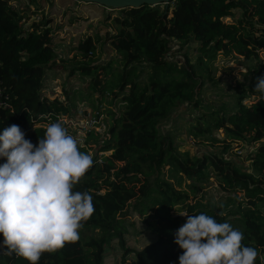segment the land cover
<instances>
[{
    "label": "trees",
    "instance_id": "16d2710c",
    "mask_svg": "<svg viewBox=\"0 0 264 264\" xmlns=\"http://www.w3.org/2000/svg\"><path fill=\"white\" fill-rule=\"evenodd\" d=\"M163 4L112 8L86 2L87 7L102 9L97 32L119 54L123 70L117 79L106 78L111 66L96 63L99 40L98 34L91 32L76 39L71 70L93 74L94 89L104 95L108 88L116 96L129 89L123 94L125 107L114 117L108 139L101 146L110 153L103 162L95 155L93 166L74 187V191L93 196L94 213L82 222L78 240L66 242L55 252H43L37 264H103L107 245L114 238L122 249L121 264H180L179 256L185 250L175 243V232L187 216L177 215L175 206L190 193L163 173L166 164L178 167L180 178L191 180L186 184L193 194L181 205L186 214L203 212L219 223L228 222L244 234L242 244L257 249L255 262L262 263L264 96L254 90L257 77H264L260 54L264 51V0H171ZM25 14V8L15 7L12 0H0V79L12 105L0 106V134L16 124L26 139L38 145L51 123L60 121L69 131L62 117L70 111V103L43 92L46 75L58 57L52 19L42 14L27 22ZM115 24L118 30L113 29ZM177 42L192 44L196 59L184 52V64L172 60L169 54ZM231 52L258 63L235 83L239 88L237 101L209 111L206 108L191 122L189 132L201 142L215 143L219 139L215 131L220 129L244 139L254 147L247 155L251 167L226 156L232 147L228 141L219 152L178 155L173 138L160 129V122L184 102L205 105L200 90L203 75L210 73L208 62L220 53ZM143 61V66L150 65L153 70L147 80L133 77ZM5 162L6 158L0 157V165ZM211 175L226 194L215 200L201 189L213 184L206 183L212 182L208 181ZM129 205L154 210L151 228L156 236L139 248L129 247L123 237L124 217L120 215L126 214ZM3 241L0 233V264H31L15 254L5 255Z\"/></svg>",
    "mask_w": 264,
    "mask_h": 264
},
{
    "label": "rangeland",
    "instance_id": "374dc122",
    "mask_svg": "<svg viewBox=\"0 0 264 264\" xmlns=\"http://www.w3.org/2000/svg\"><path fill=\"white\" fill-rule=\"evenodd\" d=\"M31 1V0H30ZM29 0H12V3L17 8H25L26 14L24 21L30 22L33 18L39 17L45 14L52 19L54 42L58 51V57L56 63L49 69L43 86L44 94L54 97L58 96L66 98L70 103V111L65 114L68 121L71 119L75 122H81L84 119L99 112L101 122L98 124L102 127L99 130L98 127L85 133V142L81 146L78 144L80 151L91 154L92 157L98 155L102 157L104 161L105 156L110 152L101 150L102 143L108 139L110 134V128L115 123V116L120 113L125 107V100L123 94L128 92L129 87L123 92H119V95H115L111 88H108V93L104 95L101 91L94 89V76L93 74H84L76 69L73 73L71 70L74 66L72 57L75 53V45L77 43L78 36H86L90 32L95 36L98 34V23L101 21L102 12L101 8L94 5L93 8H88L85 1L67 2V0H46L45 4L43 0H36L30 2ZM76 2V3H75ZM165 4H163L164 6ZM46 6V7H45ZM118 11V10H117ZM72 19V20H70ZM118 25H114L113 29L118 30ZM97 49L95 60L99 65L111 66L106 70L107 79H117L119 73L123 70L121 62L119 61V54L114 52L111 46L106 42V38L98 34ZM101 37V39H100ZM193 45L187 44L182 46L179 42L173 44L169 57L172 60L185 63L184 52H188L190 57L195 60L197 52L193 49ZM262 62L264 63V51L261 53ZM77 58H81L78 56ZM143 62L138 63V68L133 74L134 78H140L141 80H147L152 75V67L150 65L143 66ZM146 63V62H145ZM258 63L255 59H250L231 52L230 55L226 53H220L214 59H210L208 65L210 66V73H205L204 81L202 83V89L200 90V98L205 105H194L190 102H184L181 106L176 108L173 113L164 121L160 122V129L164 134L170 135L174 140V152L178 155H184L185 153L195 154L203 153L204 151H216L219 152L224 144V141L231 143L232 147L226 151V156L236 160L243 167H251L250 161L247 160V155L254 149L253 145L245 141L244 139L234 138L226 134L224 129L216 130L215 134L219 139H216L215 143H211V140L201 142L200 138H197L190 134L189 125L192 121L197 119L199 113H203L207 108V111L213 110L216 107L221 106L222 103L233 104L237 101L235 98L239 92V88L235 85L239 79L247 76L248 70L251 69V65ZM119 88V87H118ZM248 102V99L244 100ZM82 125V124H81ZM81 125H72L70 123L69 129L72 134L77 135V131ZM99 126V127H100ZM90 133V135H89ZM225 139V140H223ZM222 153V152H221ZM224 154V153H223ZM251 169V168H250ZM163 173L168 177H171L177 187L186 190L192 196V190L188 189L186 182L191 180L188 177L180 178V170L176 166L169 167L165 165ZM207 184V187H202V192L210 199H219L222 195H226L218 185L216 177L211 175ZM185 198L183 202L177 203L175 208L182 209L183 203L190 200ZM142 208V209H141ZM154 210L139 205L134 208L132 205L126 209V214H121L124 217L123 224V237L127 241V245L133 248H139L146 242L150 241L156 236L151 228L152 220L151 215ZM87 233L94 234L93 231L87 230ZM122 249L119 245L118 239L114 238L109 245L104 255L103 264H121ZM264 258V252L260 255V259ZM255 264H257L255 262ZM262 264V263H260Z\"/></svg>",
    "mask_w": 264,
    "mask_h": 264
},
{
    "label": "clouds",
    "instance_id": "9594fccd",
    "mask_svg": "<svg viewBox=\"0 0 264 264\" xmlns=\"http://www.w3.org/2000/svg\"><path fill=\"white\" fill-rule=\"evenodd\" d=\"M254 93L264 96V77H257ZM19 125L0 134V233L5 255L37 264L43 252H55L79 239L82 222L95 211L93 196L74 191L93 166L91 154L62 122L51 123L34 145ZM175 232L185 251L180 264H255L257 249L242 244L244 234L228 222L207 215H188ZM264 264V258H262Z\"/></svg>",
    "mask_w": 264,
    "mask_h": 264
},
{
    "label": "built area",
    "instance_id": "2783aa9c",
    "mask_svg": "<svg viewBox=\"0 0 264 264\" xmlns=\"http://www.w3.org/2000/svg\"><path fill=\"white\" fill-rule=\"evenodd\" d=\"M9 99H10V93L6 90L5 86L3 85V81L0 79V106L12 108V105L8 101ZM102 117L100 116V113L97 112L94 115H91L90 117L84 119L81 122H75L72 119L68 121L65 115L62 118L68 123V129H69L70 123H72V125H75L74 126L75 129H76V125L82 124L77 131V135L74 136L70 129L68 133L77 139L79 145L83 146L85 142V138H86L84 131L86 129L90 131L94 129L95 127H98L99 130H102V127L98 125L101 122V119H103ZM102 160H103L102 157H99V161H102ZM179 212L186 213L187 211L185 208L178 209V210L176 209L177 215H180ZM180 216H183V215H180Z\"/></svg>",
    "mask_w": 264,
    "mask_h": 264
},
{
    "label": "water",
    "instance_id": "95a60500",
    "mask_svg": "<svg viewBox=\"0 0 264 264\" xmlns=\"http://www.w3.org/2000/svg\"><path fill=\"white\" fill-rule=\"evenodd\" d=\"M85 2H97L112 8H121L125 6H138L144 3L156 5L158 3L168 4L171 0H78Z\"/></svg>",
    "mask_w": 264,
    "mask_h": 264
},
{
    "label": "crops",
    "instance_id": "0c3cea01",
    "mask_svg": "<svg viewBox=\"0 0 264 264\" xmlns=\"http://www.w3.org/2000/svg\"><path fill=\"white\" fill-rule=\"evenodd\" d=\"M72 1H73V0H68L67 2L69 3V2H72ZM75 1L78 2V0H75ZM76 2H75V3H76ZM88 8H91V9H92L93 7H92V6H89ZM70 20H72V19H70Z\"/></svg>",
    "mask_w": 264,
    "mask_h": 264
}]
</instances>
